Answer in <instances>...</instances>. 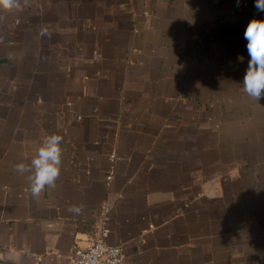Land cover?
<instances>
[{
  "label": "crops",
  "instance_id": "obj_1",
  "mask_svg": "<svg viewBox=\"0 0 264 264\" xmlns=\"http://www.w3.org/2000/svg\"><path fill=\"white\" fill-rule=\"evenodd\" d=\"M253 17L255 0L0 10V264H70L103 205L119 264H264V98L242 85ZM53 133L60 176L36 198L15 165Z\"/></svg>",
  "mask_w": 264,
  "mask_h": 264
},
{
  "label": "clouds",
  "instance_id": "obj_2",
  "mask_svg": "<svg viewBox=\"0 0 264 264\" xmlns=\"http://www.w3.org/2000/svg\"><path fill=\"white\" fill-rule=\"evenodd\" d=\"M27 0H0V10L22 9ZM239 3V0H238ZM257 12H264V0H255ZM244 39L250 59L244 73L242 85L244 92L256 102L264 98V19L253 17L244 29ZM243 60V57H238ZM63 136L47 134L42 139L30 164L23 162L15 165V170L28 173L31 195L38 198L46 187H54L60 176L62 163Z\"/></svg>",
  "mask_w": 264,
  "mask_h": 264
},
{
  "label": "built area",
  "instance_id": "obj_3",
  "mask_svg": "<svg viewBox=\"0 0 264 264\" xmlns=\"http://www.w3.org/2000/svg\"><path fill=\"white\" fill-rule=\"evenodd\" d=\"M114 156L110 155V161ZM108 173L106 181L111 179ZM97 224L89 231L86 246L81 249L76 258L70 264H119L122 258L121 248L105 242V237L109 233L107 225V206L103 205L98 214Z\"/></svg>",
  "mask_w": 264,
  "mask_h": 264
}]
</instances>
